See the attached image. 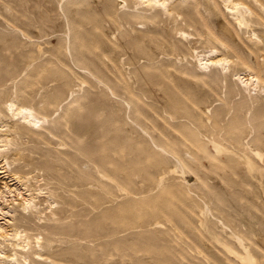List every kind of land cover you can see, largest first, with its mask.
<instances>
[{
  "label": "rangeland",
  "instance_id": "obj_1",
  "mask_svg": "<svg viewBox=\"0 0 264 264\" xmlns=\"http://www.w3.org/2000/svg\"><path fill=\"white\" fill-rule=\"evenodd\" d=\"M181 1L0 0L17 264H264V0Z\"/></svg>",
  "mask_w": 264,
  "mask_h": 264
},
{
  "label": "bare ground",
  "instance_id": "obj_2",
  "mask_svg": "<svg viewBox=\"0 0 264 264\" xmlns=\"http://www.w3.org/2000/svg\"><path fill=\"white\" fill-rule=\"evenodd\" d=\"M146 1H148V5L152 6V7H147V8L154 10V13H156V14L158 12H161V10L163 8L165 10H169L171 13L175 12L178 14H182V11L186 8L181 0H175L172 4L169 3V0H146ZM161 15H163V14H161ZM218 53H219V51L217 49H213L211 51V53L209 54V56L206 59H204L203 63L208 64V65L209 64H213V65L220 64L224 60V58L218 57L217 56ZM249 78H255V77L253 75L252 77H248V79ZM8 109L11 111L12 117L15 119L16 122L21 121L23 123H27L30 126H35L38 124V122L41 121V118H39L37 116V114L35 113V111L32 108L20 106V105L16 104L15 102H11L8 106ZM27 124H26V126H28ZM22 126H25V125H22ZM26 128H28V127H26ZM7 164L9 165V162H7ZM7 168L8 167H6L5 164L0 165V261H5V260L7 261L8 260V261L12 262L11 264H17L20 262L18 260V258L19 259L24 258V260H25L24 262L26 263V261L31 259L30 257H32L34 262L37 260L39 261V258L43 254L40 256V254L38 255V250L36 252V251H33V249L31 251L29 250V251L25 252L26 250H28L30 248H28L29 243H26V241L23 240V237H22L24 235L23 231L17 229L16 227L15 228L11 227L12 226L11 223L13 222V220L10 217H7L8 215H11L13 213L11 207L10 208H8V207L11 204H18L19 205L20 202L17 200L20 197L24 198L23 202L21 201L22 204H20L22 206L23 210H26L29 208V206L32 203L31 197H33V196L27 197L28 195L26 196V193H24L25 190L23 191V189H22L24 185L22 187L19 185L21 183V182H19V181H21V175L20 176H19V174L13 175L10 173V171ZM23 177H25V176H23ZM23 180H24V178H23ZM49 226H51V225L49 224ZM35 237H38V236H35ZM10 239L16 240L15 242L10 241V243H12L11 245L12 246L14 245V248H13L14 251L13 252H12V250L10 251V253L11 252L13 253L12 255H9V252L6 253L7 251L4 250L5 248L3 249L1 247V246H3L2 245L3 241L10 240ZM32 248H34V247H32ZM18 252H20V253L22 252L21 257H18V255H19ZM29 252H31V253H29ZM43 257L44 256H42V258ZM42 258H40V260ZM32 259H31V261H33ZM36 263H38V262H36Z\"/></svg>",
  "mask_w": 264,
  "mask_h": 264
}]
</instances>
